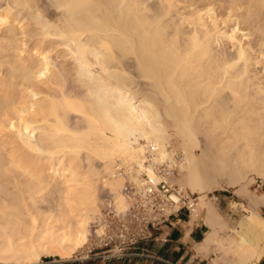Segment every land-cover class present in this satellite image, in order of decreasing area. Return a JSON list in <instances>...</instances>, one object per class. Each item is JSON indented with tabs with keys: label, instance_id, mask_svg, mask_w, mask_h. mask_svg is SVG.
Returning <instances> with one entry per match:
<instances>
[{
	"label": "bare ground",
	"instance_id": "1",
	"mask_svg": "<svg viewBox=\"0 0 264 264\" xmlns=\"http://www.w3.org/2000/svg\"><path fill=\"white\" fill-rule=\"evenodd\" d=\"M49 2L61 15L36 21L29 46L12 6L0 10L1 264L78 259L105 234L103 208L127 214L144 176L177 167L173 136L178 182L199 195L195 214L206 210L212 229L200 247L212 245L213 264H258L264 192L248 186L264 185V0ZM131 66L150 95L135 91ZM201 135L217 149L215 170L249 197L233 226L207 204Z\"/></svg>",
	"mask_w": 264,
	"mask_h": 264
},
{
	"label": "built area",
	"instance_id": "2",
	"mask_svg": "<svg viewBox=\"0 0 264 264\" xmlns=\"http://www.w3.org/2000/svg\"><path fill=\"white\" fill-rule=\"evenodd\" d=\"M169 149H173V146ZM174 158L176 161L182 159L180 150L174 152ZM155 172L157 179L151 180L144 176L140 189L137 192L136 189L132 190L136 192L135 201L127 214L117 217L106 213L105 234L98 248L86 250V258L80 257L74 262L90 260L95 249H101V252L92 257L104 261L129 258L134 250L141 249L153 238L154 229L176 222L182 213L188 217L195 214L199 195L175 183L178 168L174 165H156ZM207 196L211 202L218 200L215 194L208 193Z\"/></svg>",
	"mask_w": 264,
	"mask_h": 264
},
{
	"label": "rangeland",
	"instance_id": "3",
	"mask_svg": "<svg viewBox=\"0 0 264 264\" xmlns=\"http://www.w3.org/2000/svg\"><path fill=\"white\" fill-rule=\"evenodd\" d=\"M17 2H18V0H16V1L15 0H13V1L12 0H0V10L1 9H4L5 10V7L7 9L8 6H10V7L12 6L11 7V9H12L11 11L14 10V12H12V15H14V17L16 18V20L18 19L17 21L19 22V25H18V23L13 24V25L16 26L19 29L21 27H25L24 30L19 31V32L20 33H22V32L25 33L26 32L25 34L19 35V37L22 36L21 37L22 39L19 38V37H17V38H19V40L22 41L23 40V35H24V39L28 43L27 44L28 46L31 45L32 42H33V40H34L32 35L34 33H36L37 30H38L37 25H35L36 24V21L38 22V20L41 18L42 20L44 19V21H49L50 23H55V22L57 23V20H58V18L61 15V13H60L59 10H57L54 7H51V5H49V3H50L49 0H38V1H36V8H34L33 10H30V11L28 9H25V8L23 10V7L20 6ZM151 2L153 4H155L153 1H151ZM10 3H13V4L8 5ZM16 4H17V6H16ZM15 7H16V9H15ZM217 8L218 7H216V9ZM38 10H39V12H37ZM42 20H40V21L42 22ZM4 28L5 27H3V29ZM31 31H33L34 33L31 32ZM0 34H1L0 35V37H1L0 40H2V36L4 38L5 32L3 34V30H2V33L0 32ZM22 45L23 44L20 43V46L21 47H22ZM60 49H62V48H60ZM53 54H52L51 57H52V60L54 59L53 61H55V59H56L55 57L56 56H54ZM58 60L59 59L57 58L56 61L58 62ZM59 62H60V60H59ZM131 67H132V70H131ZM131 67L128 70H130V72H131L130 74L131 75L134 73L133 74L134 81L138 82V84L135 82L136 83V85L134 87L136 89L135 91H137V92L139 91V92H142V93H145L146 92L147 94L150 95V93H149V90L150 89L147 88V91L148 92L147 91H144V90H146L145 88H146V85L148 83L145 82V81H143V79H140L141 77H139V74L136 72V69L134 68V66H131ZM139 83H140L141 87L139 86ZM138 88H139V90H138ZM151 96H153V95H151ZM198 138H199V149H196L194 151V155H195L196 159H198V161L200 163L199 166H200V169H202L201 170V173H202V176L203 177H204V174L206 172L205 176H206L207 179L204 177V180L207 183H210L209 184L210 186L212 185V187H211L212 190L206 192L205 194L207 195L208 193H212V194H215L217 197L220 196V195H226V196L229 197V200H230L229 201V205L231 207H230V209L224 211L221 214L228 221V223L231 226H233V225L237 224L238 220H240V218L243 215H249L250 214V207H249L250 204H249V201H248V198L249 197L246 196V195H244V196L243 195H237L235 193V189L233 187H231L229 184H227V182H226L227 178L225 177L226 178V180H225V178L223 177V175L221 176V174H219V172H217V170H215V169H218L217 167H218V164H219L218 163L219 156H217L218 154H216L217 153V151H216L217 149L215 147L213 148L212 147V144L209 141H207V139L204 138L203 135L199 136ZM172 139H173V144H171L170 147L173 146L174 152L177 151V150H180L181 151L182 149H181V147H179L180 146L179 143H181L180 140L178 141V138L175 137V136H173ZM174 152H173V156H174ZM181 154H182V160L179 161V162H177L175 160V158L173 157V160L176 161V166L178 168V176L174 179V181L178 185L180 184V181L182 182V180H184L185 177H186L185 176V172L183 170H180V168H181L180 165L183 164L182 162H183V159H184V154L182 153V151H181ZM216 158H217V160H215ZM178 180H180V181L178 182ZM258 185H260V187H258ZM180 186H181V184H180ZM248 188H249L250 193L253 192L254 194H257V195H260L261 193L264 192V185L261 183V181L259 179H257L256 182L251 183L248 186ZM185 189H188L189 191H191L190 188H188V187H185ZM103 195H104V193H102V196ZM206 203H207V200H206ZM207 204H210L212 206H215L213 204V202L212 203L209 202ZM108 211L112 212L108 208H103L102 213H103L104 217H106V213ZM259 213L261 214V209L259 210ZM98 223H100V222H98ZM103 225H104V222H103ZM98 226L100 227V224L99 225L98 224L96 225L95 223H92L91 226H90V228H91L92 231H95L98 228ZM104 228H105V226H104ZM99 242H100V239H97V238L92 239L91 242L86 246L83 254H81L79 256V258L80 257L86 258V252L85 251L86 250H92L93 248H98ZM100 252H101V249H95V251L93 252V254L90 255V258L91 259L88 260V261H84V262H74L73 260H71V261H61L60 258H58V257H52V256L42 257V261L41 262H42V264H96L99 259L98 258H94L92 256L93 255H96V254H98ZM262 260L264 261V258ZM0 264H1V262H0Z\"/></svg>",
	"mask_w": 264,
	"mask_h": 264
},
{
	"label": "crops",
	"instance_id": "4",
	"mask_svg": "<svg viewBox=\"0 0 264 264\" xmlns=\"http://www.w3.org/2000/svg\"><path fill=\"white\" fill-rule=\"evenodd\" d=\"M229 201L228 196L220 195L213 204L223 213L230 208ZM260 209L264 218V206ZM206 216V210L190 217L182 213L176 222L154 229L153 238L141 249L134 250L129 258L110 261L99 259L96 264H213L217 255L212 254V245L200 247L212 233L205 222ZM206 247L210 250L206 251L207 254L204 252ZM258 264H264V261Z\"/></svg>",
	"mask_w": 264,
	"mask_h": 264
}]
</instances>
